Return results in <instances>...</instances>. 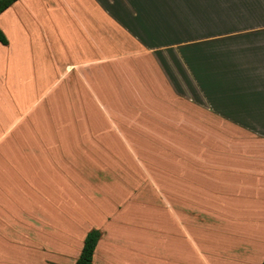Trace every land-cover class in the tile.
<instances>
[{"label": "crops", "instance_id": "0c3cea01", "mask_svg": "<svg viewBox=\"0 0 264 264\" xmlns=\"http://www.w3.org/2000/svg\"><path fill=\"white\" fill-rule=\"evenodd\" d=\"M261 23L264 0H15L0 12V82L13 84L0 264H73L93 227V264H241L231 229L243 211L264 214ZM43 113L94 124L27 126ZM93 113H142L143 126H101ZM139 157L157 188L137 207L94 206L79 227L86 169Z\"/></svg>", "mask_w": 264, "mask_h": 264}, {"label": "rangeland", "instance_id": "374dc122", "mask_svg": "<svg viewBox=\"0 0 264 264\" xmlns=\"http://www.w3.org/2000/svg\"><path fill=\"white\" fill-rule=\"evenodd\" d=\"M112 31L115 33V29H113ZM117 36H119L118 31ZM10 89H13V84L7 85L3 82H0V125L3 124L4 120H6V113H3V111H7L6 106L10 101L8 93ZM22 101L24 103V97ZM93 115L95 117V121L101 126L110 125L117 126L123 129L141 128L143 126L142 113H93ZM30 119L31 117H28V121H26L27 126L34 125L57 127L62 125L89 126L94 124V118L92 116L87 115V113H81L80 115L70 113L66 114L65 116H63V113H43V115H37L31 120ZM5 142L9 141L6 140ZM73 154L76 156V151H73ZM71 161L75 164V161L73 159H71ZM115 162H117V164L113 166L103 165L86 169L90 174L88 177H90V179H92L93 181L87 180V182H85V192L87 197L85 200L84 209L86 211V214L84 216L80 215L79 227L81 225L87 227L89 224H91L90 217L92 213L96 211L94 209V206L103 207L106 205L114 207H137L143 204V196H145L147 189L149 190L151 188H157V179L155 177V171H153V169L149 167L147 168V170H144V168H142V162L140 157L139 160L133 161V164L129 161H127V163L124 160ZM149 171L151 172V174L154 173L152 174L153 177L146 175L147 173H149ZM70 172L71 174L75 173V171L72 169H70ZM81 178L84 177L79 176V178H76L78 181H76L78 185L74 183V180H69L68 192L70 193L69 195L71 202L73 198H78V191H80L81 199V192L83 191V181ZM66 184L68 183H66V181L64 180V185ZM72 185L80 187H78V189H75ZM145 198V204H148V200H151L150 204L155 201V198H151L148 195ZM82 203V201H79L81 207L78 208V212H80V214L82 213ZM69 211L71 218L75 219L74 222L77 223V220L79 219L77 211L71 206L69 207ZM239 226H241L240 239H238L239 234H236L240 230L237 229H231V234L229 236V244L231 247L235 248L234 250L232 248L230 249L231 260L233 258L232 255L234 254L237 257H240L241 264H260L263 259L260 260V262L256 260H258L261 254L264 253V214H258L252 211H243L241 212V225ZM24 261H28V259L23 256L22 264H27L24 263ZM39 264L43 263L39 262Z\"/></svg>", "mask_w": 264, "mask_h": 264}, {"label": "trees", "instance_id": "16d2710c", "mask_svg": "<svg viewBox=\"0 0 264 264\" xmlns=\"http://www.w3.org/2000/svg\"><path fill=\"white\" fill-rule=\"evenodd\" d=\"M14 1L15 0H0V12H2L5 8L11 5ZM0 42L3 44L7 43V37L1 28H0ZM100 236H101V230L95 227L90 228L86 232L79 255L73 264H93L92 262L93 251ZM260 264H264V258L260 262Z\"/></svg>", "mask_w": 264, "mask_h": 264}]
</instances>
